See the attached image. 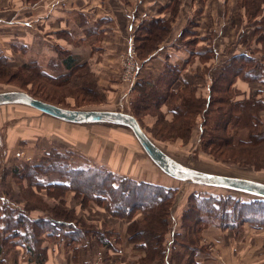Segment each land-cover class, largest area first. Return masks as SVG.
Here are the masks:
<instances>
[{"label":"rangeland","instance_id":"374dc122","mask_svg":"<svg viewBox=\"0 0 264 264\" xmlns=\"http://www.w3.org/2000/svg\"><path fill=\"white\" fill-rule=\"evenodd\" d=\"M154 1L157 2L158 6L159 3H162V14L158 17V20H161L156 25H158V29H166V31H160L158 37L162 36V40H153V49H149L146 52V48H149L148 45H150L147 43L146 39L151 37V33H146V35L145 33L136 32L132 35L131 49L133 48L135 53L134 62L135 67L138 69L135 75L133 74L129 77L128 74L126 76V78L129 77L128 79L125 80L123 78V58H121V56L127 50V39L130 38L129 36L124 41V48L119 54L118 63L112 66V69H114L116 73L113 75L115 79L108 82L98 79L99 74L93 72L89 65L79 63L76 64L77 69H73L70 72L67 70L58 71L59 64L56 65V68L52 65L51 69L53 70L54 68V71H52V74L48 75L54 79L45 82L36 76L32 70H23V66L33 62H26L21 65L17 63L14 65L10 61L8 62L7 58L0 55V65L4 64L7 68V70L0 68V74L6 75L7 73L8 75L7 79H0V91L11 89L22 90L35 98L67 109L97 108L128 112L136 117L135 119L139 122L143 131H145L166 154L176 159V161L191 168L197 167L202 170L217 173L222 172L229 175H240L264 181V149L258 150L252 155L227 150V145L223 142V140H226L227 135L220 131H215L214 128L220 123L231 124L234 122V118L231 119L227 112H222L221 109H223L224 106L219 107L217 105H212L205 107L201 105L207 97L211 99L220 97L218 90H220V88L224 86V82H227L230 78V74L226 78L223 68L234 55L242 52H253L256 51V49L260 51V45L255 41L257 33L261 34L264 32V28H261V31L259 30L261 27L259 19L264 16V6L260 7V17L252 20V18L246 17L248 3L251 0H152L150 3L154 4ZM167 5L169 7L164 10ZM133 14L135 16L136 12H133ZM252 55L256 56L257 53L254 52ZM36 64V71L44 72L46 70L45 68L47 65L44 60L35 63V65ZM170 66L178 67V73L173 71L168 73ZM221 76H223V79ZM148 78L152 79V82L150 81L151 83ZM173 78L175 79L170 81ZM60 81H62L61 84H55ZM168 83L170 84L167 86L171 91L177 93L181 89L184 91L182 95L187 97L185 100L193 97V99L196 100L195 103H197V107L193 105L190 107V114H188V112L186 113V105L182 102L184 101L183 97V99L181 98L173 103V107H178L179 111L183 113L181 118L179 120L177 119L176 123L172 122L173 117L169 113L168 108H166V104H168L171 99L168 98L163 102L162 100H158L156 101L159 104L158 107H154L153 102L155 99H153L151 95L153 94V86L161 88ZM259 84L260 83L257 81L245 82L242 79H237L232 86L235 94L233 93L230 101L238 104L248 98L260 97L261 95H256L263 89V86ZM160 97L164 99V96L160 95ZM10 113H14V115ZM10 113L6 111L0 112V117H3L2 119L9 118L10 121H14L17 116L20 117L22 115V109L11 110ZM160 115L164 116L163 120ZM262 115V121L264 122V113ZM2 119L0 118V122ZM34 122L35 130H29L26 127L21 129L16 125H7L1 130L7 136L5 142L8 148V153L5 156L4 162L0 160L1 191H6L5 193L10 197V200L17 203L22 208L29 207L30 205L33 206V210H36L34 214H37V216L54 215L53 212L56 208L62 209L67 215L71 214V220L76 227L79 228V231L92 233H94L93 231H100L101 233H106L107 236H111V241L114 242L115 245H118L120 241L118 237H114L116 235L114 231L111 230V224H107L102 219L98 220L101 218V215H91L88 208H86V206L88 207V203L96 207L100 204H95L96 202L93 203V201H88V203H86L85 201L87 198L80 195V192L74 195L73 192L67 191L64 194L62 199L67 193L72 194L70 203H66L65 199H63V201L57 198L60 192H55L53 190L50 191L52 196L47 194L45 190H39L37 193L38 196H34L35 198H33V200H35L34 204H30L33 203V200L32 198L30 199L28 193H26L24 197L22 186L25 187L26 181L19 179L15 175L13 176V174L10 173L11 169L15 168V166L19 167V172L26 175L21 167L24 168L25 164L41 161L43 158L42 155L46 149H49L47 152H49V155L53 156L54 160L58 158L55 155L56 152H68L59 141L52 138L51 140L47 136H44V134L47 135V132H53V130L57 131V128L54 126H52V128L49 126L43 127L41 119L38 118H34ZM1 124L2 122L0 125ZM64 127L70 128L67 126ZM102 127L105 126L93 125L83 127L87 128L83 130L87 137H90L82 145H78V147L84 149L83 152H94L95 145L96 152L99 151L96 153V157L106 161V152L108 151L112 154L114 146L111 145L113 140L109 136L110 133L105 131ZM229 129L233 130L231 126H229ZM4 134H2V138ZM91 135H95L94 143L90 142ZM233 136V142L246 140L248 132L245 129L239 130L233 132ZM132 144L134 145L131 155L126 156L123 151L119 150L118 161L121 163L124 160L130 161L132 158L136 157L129 162L128 167L127 164H124V169L131 170L132 172L144 170L145 174L151 176L153 174L151 172L153 167L149 162L138 155V146L133 142ZM113 154L116 155L117 152ZM64 161H68L71 166L76 167L77 164L83 163L84 160L69 151ZM114 165L117 166L118 164L115 162L113 166ZM3 170L5 171L4 175ZM47 179L53 181L54 179L58 180L59 177L54 172H50L47 173ZM171 183L173 187L177 185L178 188L180 186L184 191L194 190L192 185L188 186L187 184L183 185L177 182ZM171 190L176 191L175 189ZM192 196H198L199 198V196L204 197L210 195L194 194ZM198 198H195V200H192L190 203V198H188L186 204L181 208L189 209L190 206L188 207V205L197 203L199 201ZM173 201L174 200H172L169 209V221L174 214L178 212L180 214L176 216L183 214V212L178 211L179 208L171 211ZM75 203H77L81 212L77 213L75 209L71 207V205ZM204 207L208 208L206 205H204ZM220 207L224 209L227 217L223 222H236L240 220V217L245 215L243 208H241V206H236L232 202H222L220 203ZM104 211L107 215L108 213L105 209ZM203 211L204 210H199L197 213L204 218L205 223H216L222 228V226L219 225V217L216 216V213L220 214V211H215L213 214L204 213ZM227 211L229 213H232V211L234 213L236 212L237 215L231 216L232 214H228ZM136 214L139 216V220L134 219ZM89 215L91 217H89ZM108 215L114 221L113 223L125 224L126 243L129 245V252L135 254L133 258L135 260L134 264H138L140 261L146 259L147 252L142 248L136 247L137 242L135 243L128 239L129 221L110 214ZM70 216H68V218ZM142 218V211L136 210L131 220L139 223ZM91 221L99 222V224H92L93 222ZM180 221L181 222L178 223V228L183 235L186 236L188 231L182 227V223L190 226L191 220L188 218L186 221L181 219ZM200 226H202V223L198 225V227ZM171 227L172 221L169 231H171ZM239 228H241V226H239ZM200 230L197 235H194V239L196 238L198 240V247L204 248L207 252H210L216 258L220 259L221 254L214 242L208 240L207 237L202 234V228ZM165 235L164 237L167 242L172 239L170 232ZM61 238L64 240V237L60 236L58 241H61ZM174 238H176V236H174L173 239ZM58 241L57 238L52 241L44 239L42 247L48 249V243L53 242V244H57ZM134 241L137 240L134 239ZM182 242L184 241H181V243ZM64 244L68 245L67 249H71V247L76 245L66 244L65 242ZM81 244L83 246L87 245L88 241L84 240ZM94 245V248H96V257L99 251L102 256L101 264H105L106 261L103 259V255L106 249L99 246L96 242ZM197 245L198 244H196V246ZM261 245L264 248V240L261 242ZM15 249H18V247L9 248V250H7L9 253H1V257L10 255ZM19 257L21 264H36L30 259V255L25 250L22 251V255ZM47 258L48 254L46 253V259ZM155 259H153L151 264H153ZM168 261L169 263L171 262L169 259Z\"/></svg>","mask_w":264,"mask_h":264},{"label":"trees","instance_id":"16d2710c","mask_svg":"<svg viewBox=\"0 0 264 264\" xmlns=\"http://www.w3.org/2000/svg\"><path fill=\"white\" fill-rule=\"evenodd\" d=\"M262 4H264V0H251L248 3L246 17L252 18V20L260 17V7L264 6ZM168 7L167 5L164 10ZM160 20L161 19H157L141 25V33H151V37L146 39L147 43L150 45H148L149 48H146L147 50H145V52L149 49H153V40L161 41L163 38L162 36L158 37L161 30H163V32L166 31V29H158V25L156 24L159 23ZM259 23L261 24L259 30L261 31V28H264V16L259 19ZM255 42L260 45V51L256 49V51L249 53H238L229 60L226 66H224L223 69L226 78L229 74L230 78L227 82H224V86L218 90L220 97L213 99L207 97L203 104H201L205 107L212 105H217L219 107L224 106L223 109H221L222 112H227L231 119L234 118V122L231 123L232 125L230 123H220L215 126L214 130L227 135L226 140H223L227 145V150L237 151L243 154L248 153L249 155L264 149V122L262 121V114L264 113V32L261 34L257 33ZM254 52L257 53L256 56L252 55ZM62 64L69 72L73 69H77L76 64L69 62V59ZM171 66L168 73L171 71L178 73L179 69L176 67L177 65L175 67ZM0 68L7 70L4 64L0 65ZM36 68L37 64L35 65V63H29L23 66V70H32L36 76L45 82L54 79L43 71H36ZM7 76V73L6 75L0 74V79H7ZM221 78L223 79V76H221ZM174 79L175 78L170 81ZM237 79H242L245 82H259L263 86V89L256 95L261 96L245 99L238 104L232 103L230 100L233 93L235 94L232 86ZM148 80L150 82L152 79L148 78ZM61 82L62 81L55 84H61ZM170 83L161 88L153 86V94L151 95L152 98L155 99L153 102L154 107H158L159 104L156 102L158 100H162L163 102L168 98L171 99V101L166 104V108H168L169 113L173 117L172 122L176 123L177 119L179 120L183 113L179 111L178 107H173V103L183 97L184 101L182 102L186 105V113L188 112V114L191 112L190 107H192V105L197 107V103H195L196 100H194L193 97L185 100L187 97L182 95L184 91L181 89L177 93L171 91L168 88ZM160 95L164 96V99L160 97ZM160 117L163 120L164 116L160 115ZM229 126H231L233 130L229 129ZM243 129L248 132L247 139L233 142V132ZM68 154L69 151H65V153L56 152L55 155L58 158L54 160L53 156L49 155V152H45L42 155L43 158L41 161L25 164L24 168L21 167L26 175L19 172V167L15 166V168L11 169L10 173H12L13 176L15 175L19 179L26 181L25 187L22 186L24 197L25 194L28 193L30 199L32 198L33 200V198H35L34 196H38L37 193L39 190H45L47 194H50V191L53 190L55 192H60L57 198L63 200L64 198L62 199V197L67 191L73 192L74 195L80 192V195L87 198L85 201L86 203H88V201H93V203L96 202L95 204L98 203L100 204L99 206H103L108 214L129 221L128 239L135 243L137 242L136 247L142 248L147 252V258L140 261L138 264H151L155 258L154 261L162 262L166 252V247L164 245L166 238L164 236H166V233L171 232L169 231L171 225V219L169 221V209L175 191L137 182L133 179L119 177L109 170L100 167H73L68 161H64ZM50 172H54L59 179H54L53 181L47 179V173ZM4 174L5 171L3 172V175ZM50 195L52 196V194ZM195 198H198V196H191L189 203L192 202V200L194 201ZM198 199L199 201L197 203L193 202V205L188 203V207L190 206L189 209L182 214V216L185 217L184 221L188 218L191 220L190 226L182 223V227L188 231L186 236L183 235V237H180V239H182L180 242L184 241L182 243L183 245H181L184 251L191 252L192 249H190V247H197L196 244H198V240L196 238L194 239V235H197L199 232L196 223L198 221L200 222L202 219L197 213L199 210H204V213L210 214H213L215 211H220V214L216 213V216L219 217V225L222 226V228L234 229L236 225H240L244 222H251V224L256 225L264 224V203L262 202H248L230 197H217L211 195L204 197L199 196ZM222 202H232L236 206H241L245 215L240 217V220L238 219L239 221L236 222H223L227 217L224 209L220 207V203ZM34 203L35 200L30 204ZM204 205L208 208H205ZM33 209L31 205L19 211L6 208L4 213H2L0 208V254L7 253V250L11 247L20 246L30 255V259L36 264H44L46 261L47 248L42 247L43 240L52 241L60 236L64 237V240L62 238L61 240L66 244H81L84 240H87L89 244L90 240L94 239V241L98 243L99 246L104 247V249L110 247V245H108L110 236L100 231H93L94 233L79 231V228L76 227L71 220V214L67 215L62 209L56 208L53 212L54 215L48 214L41 216L34 214L36 210ZM136 210L142 211L143 218L139 223L131 220ZM246 211L248 212L245 213ZM227 213L232 214L231 216L237 215V213L233 211L232 213L227 211ZM68 216L70 217L68 218ZM134 239L137 241H134ZM184 257L185 256H183L181 261L180 257L175 255L174 260L176 264H182ZM169 259L172 260L171 255Z\"/></svg>","mask_w":264,"mask_h":264},{"label":"crops","instance_id":"0c3cea01","mask_svg":"<svg viewBox=\"0 0 264 264\" xmlns=\"http://www.w3.org/2000/svg\"><path fill=\"white\" fill-rule=\"evenodd\" d=\"M150 1L152 0H0V55L14 65L26 62L39 63L44 60L47 65L44 72L47 74H52L57 64H59L58 71H66L62 63L69 59V62L73 64L89 65L93 72L99 74L98 79L108 82L115 79L113 75L116 73L112 66L118 63L126 38L140 32L142 24L157 20L161 16L162 3L158 6L157 2L154 1L153 4ZM133 12H136L135 16ZM17 127L35 130L34 127L29 126ZM83 129L74 127L66 130L59 137L49 132L44 136L56 139L66 150L82 158L83 163L77 164L76 167H100L111 172L107 161L113 164L116 162L119 168L124 169V164L128 167L129 162L136 158L130 161L124 160L121 163L118 161V153L113 154L117 152L115 149L120 144H126L133 149V144L125 132H111L109 136L113 140L114 149L112 154L106 152L107 164L102 163L101 159L96 157L99 151L96 152L95 145L94 152H83L84 149L78 147L90 137H87ZM91 136L90 142L94 143L95 135ZM48 150L46 149L44 153ZM125 173L133 174L138 178L148 177L144 171L132 172L127 169ZM151 176L159 178L154 173ZM5 192L0 189L2 213L6 208L22 210V207L12 202ZM64 199L66 203H70L72 194L67 193ZM71 207L77 213L81 212L77 203ZM86 208L91 215H101L98 220L102 219L107 224L110 223L111 230L116 235L114 237L119 238L118 245L109 238L110 247L103 255L105 264H134L135 254L129 252V245L126 243L125 224L113 223L111 217L105 214L103 206L96 207L88 203ZM187 210L188 208L181 207L178 209L180 212ZM177 214L180 213L171 217L172 239L168 240L171 244H168L166 240L164 242L166 247L164 260L154 261L153 264H176L175 255L179 256L180 260L185 256L182 264H264V248L261 245L264 240V224L244 222L230 229L220 228L216 223H205L204 218L198 221L197 228L199 230L202 228V234L213 241L219 250L221 257L218 259L204 248L198 247L199 243L196 248L190 247L191 252L182 249L183 242L179 240L183 237V233L178 228V223L185 217L176 216ZM134 219L139 220V216L136 214ZM91 222L95 225L99 224V222ZM200 223L202 226L198 227ZM174 236H177L175 240ZM59 239L60 237L57 241ZM94 243L93 239L88 245L76 244L71 249H67L68 245H65L63 240L58 241L57 244L48 243V258L44 264H93L96 251ZM17 247L18 249L10 255L1 257L0 254V264H21L19 256L24 249ZM170 255L172 260L169 259Z\"/></svg>","mask_w":264,"mask_h":264},{"label":"water","instance_id":"95a60500","mask_svg":"<svg viewBox=\"0 0 264 264\" xmlns=\"http://www.w3.org/2000/svg\"><path fill=\"white\" fill-rule=\"evenodd\" d=\"M18 109H22V115L20 117L17 116L14 121H10L9 118L2 119L3 117H0L2 119V124L0 125V160L3 162L7 153L5 142L7 136L1 130L7 125L35 128L34 118H38L41 119L43 127L49 126L52 128V126H54L57 128V131L53 130V132L51 131L49 133L58 137L66 132V130L74 127L83 128L93 125H104L105 127L102 128L109 133L125 132L129 135L131 141L139 148L138 155L150 163L153 167L151 172L157 174L159 178L149 176V174H146L148 175L147 178H138L133 174L125 173L127 171L126 169L119 168V166L116 165H114V167L111 162L107 161L111 168V172L128 179L135 178L137 182L148 185L162 187L167 190L175 189L176 193L173 197L174 201L171 211L184 206L188 198L194 194H208L217 197L236 198V200L243 199V201L248 202L264 203V181L240 175H229L222 172L217 173L202 170L197 167L191 168L176 161V159L166 154L163 149L143 131L139 122L128 112L97 108L67 109L35 98L22 90L11 89L0 91V112L6 111L10 113L11 110ZM10 114L14 115V113ZM2 134H4V140ZM111 145L113 144L111 143ZM119 150L123 151L126 156L131 155L133 151V149L126 144H120L116 150L117 153ZM101 162L107 164L104 160H101ZM171 182H177L183 185L187 184L188 186L192 185L194 190L184 191L180 186L178 188L177 185L173 187Z\"/></svg>","mask_w":264,"mask_h":264},{"label":"built area","instance_id":"2783aa9c","mask_svg":"<svg viewBox=\"0 0 264 264\" xmlns=\"http://www.w3.org/2000/svg\"><path fill=\"white\" fill-rule=\"evenodd\" d=\"M132 39H133V37L130 35V38L127 39V41H128V43H127V50L121 56V58H123V62H122V66H123V78L125 80L128 79L133 74L135 75L137 73V70H138L135 67V62H134L135 53L133 51V48L131 49ZM128 74H129V77L126 78V76ZM0 200H1V196H0ZM168 244H171L170 241L168 242ZM101 258H102L101 253L98 251L97 257H96V255L94 256L93 264H101V260H102Z\"/></svg>","mask_w":264,"mask_h":264}]
</instances>
